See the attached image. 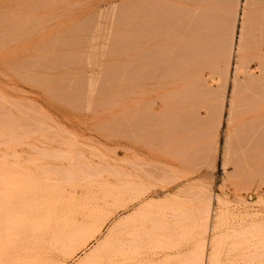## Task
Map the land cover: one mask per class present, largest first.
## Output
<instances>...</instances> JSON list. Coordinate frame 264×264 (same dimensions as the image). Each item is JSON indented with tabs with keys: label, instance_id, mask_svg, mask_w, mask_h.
Wrapping results in <instances>:
<instances>
[{
	"label": "rangeland",
	"instance_id": "1",
	"mask_svg": "<svg viewBox=\"0 0 264 264\" xmlns=\"http://www.w3.org/2000/svg\"><path fill=\"white\" fill-rule=\"evenodd\" d=\"M243 2L0 0V264H264ZM196 55L192 88L166 81Z\"/></svg>",
	"mask_w": 264,
	"mask_h": 264
},
{
	"label": "crops",
	"instance_id": "2",
	"mask_svg": "<svg viewBox=\"0 0 264 264\" xmlns=\"http://www.w3.org/2000/svg\"><path fill=\"white\" fill-rule=\"evenodd\" d=\"M254 3L257 5L255 8H253ZM243 5L244 9L241 15V26L239 33V39L242 38V51L240 53L239 61L240 68L242 65H244L245 54L247 48L251 46V42L254 41L255 46L260 48L264 54V0H244ZM259 63H264V55H261ZM198 66L199 60L197 55L195 57L190 56L189 58L177 59L175 61L171 59L164 64L166 81L174 82L179 80L180 83L182 81H190L188 87L192 88V80L195 76H198ZM242 77L243 76L241 75L240 70L238 77V90H240L243 86ZM250 78H257L258 80L262 81L264 80V71L259 75ZM179 88H182V83L178 85V89Z\"/></svg>",
	"mask_w": 264,
	"mask_h": 264
},
{
	"label": "bare ground",
	"instance_id": "3",
	"mask_svg": "<svg viewBox=\"0 0 264 264\" xmlns=\"http://www.w3.org/2000/svg\"><path fill=\"white\" fill-rule=\"evenodd\" d=\"M240 48H241V45H240ZM48 206V205H47ZM46 212V211H45ZM68 217H69V215H67ZM74 218V217H73ZM98 218V217H97ZM91 220V219H90ZM64 221V220H63ZM100 222V221H99ZM98 223V222H97ZM98 225H100V224H98ZM93 227H95V225L93 226ZM97 227V226H96ZM99 227V226H98ZM98 227H97V230H93V228H92V231H93V233H92V231L91 232H84L83 230H75V231H73V233H74V236H73V241H74V243L72 242V245L70 246V248H68L72 253L76 250L77 251V248H79L80 247V245L81 246H85V244L87 243V242H89L90 241V239L91 238H93L94 237V235L95 234H97L98 232H100V229H101V226H100V228L98 229ZM71 228V227H70ZM72 229V228H71ZM96 229V228H95ZM66 231V230H65ZM69 230H67L66 232H68ZM136 231V230H135ZM82 233H84V235H81ZM89 233H90V235H89ZM96 237V236H95ZM94 237V238H95ZM105 241H107V240H105ZM71 242V241H70ZM104 243V242H103ZM109 243H110V241H109ZM219 243V242H218ZM67 244H68V241H67ZM61 246V245H60ZM107 247V246H106ZM105 247V248H106ZM109 247V246H108ZM58 248V247H57ZM60 248H62V247H60ZM59 248V249H60ZM81 248V247H80ZM79 248V249H80ZM100 248H101V246H100ZM62 249H64V248H62ZM67 249V248H66ZM83 249V248H82ZM99 249V248H98ZM111 249V248H110ZM75 251V252H76ZM80 251V250H79ZM99 251H100V249H99ZM106 251H108V250H106ZM106 251H105V253H106ZM70 253V252H69ZM107 253H109V251L107 252ZM115 253V252H114ZM217 253V252H216ZM59 254V253H58ZM60 255H61V253H60ZM103 255H104V253H103ZM106 255V257L107 256H109V255H111V254H105ZM112 255H113V253H112ZM115 255H116V253H115ZM96 256V255H95ZM97 256H98V254H97ZM96 256V257H97ZM217 256V255H216ZM67 257V256H66ZM66 257L64 256V258L66 259ZM69 257L70 256H68V260H69ZM92 257L94 258V256L92 255ZM99 257H101V256H99ZM98 257V258H99ZM112 257V256H111ZM73 258V257H72ZM102 258V257H101ZM105 258V257H104ZM90 259H91V257H90ZM94 260V259H93ZM99 260H100V258H99ZM215 260V259H214ZM89 261V260H88ZM85 262V263H89V262ZM95 262V261H94ZM99 263H100V261H99ZM98 263V264H99ZM103 263V262H102ZM52 264V263H51ZM97 264V263H96ZM101 264V263H100Z\"/></svg>",
	"mask_w": 264,
	"mask_h": 264
}]
</instances>
